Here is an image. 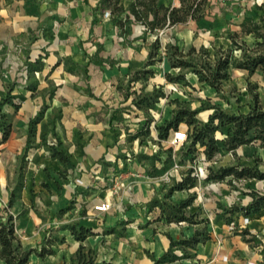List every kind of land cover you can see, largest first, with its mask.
<instances>
[{
    "label": "crops",
    "instance_id": "obj_1",
    "mask_svg": "<svg viewBox=\"0 0 264 264\" xmlns=\"http://www.w3.org/2000/svg\"><path fill=\"white\" fill-rule=\"evenodd\" d=\"M97 2L0 0V102L8 98L1 108L10 124L8 138L0 143V190L8 197L4 188L15 173L17 156L27 145L29 123L40 115L22 169L23 186L14 204L39 200L45 193L43 184H48L51 213L65 208L70 200L85 209L77 225L91 230L82 245L85 250L95 247L102 251L101 257L95 258L97 262L153 264L169 247L165 234L179 240L192 236L195 229L188 228L181 235L178 225L184 223H169V233L155 230L152 223L157 222L159 211L148 206L154 199L149 185L152 178L147 173L150 164L119 161V132L115 131L119 88L112 79L114 70L119 71V37L109 18L95 11ZM172 2L176 4L177 0ZM45 107L47 111L53 107L59 110L53 127L55 136L48 130L47 112L42 113ZM57 138L68 155L64 166L51 157L50 146ZM152 166L161 170L162 162ZM64 167L65 180L61 181L57 176ZM119 181L132 191L128 194L131 197L125 194L127 198L122 193V201L132 206L121 213ZM216 185L225 187L223 183ZM235 192L197 204L204 207L201 215L206 220L208 239L196 244L192 258L163 264H261V247L244 242L238 232L245 228L264 243V207L246 216L248 223L243 227L241 212H234L231 223H226L220 203L245 206L250 201L248 195ZM103 201L110 204V209L94 210ZM143 207L153 213V220L138 225ZM89 214L103 216V232L93 227L97 222L86 219ZM119 218L130 221L127 225L120 222L126 228L120 234ZM66 232L69 238L65 236V242H72L70 253H74L78 243ZM100 237L103 245L90 241Z\"/></svg>",
    "mask_w": 264,
    "mask_h": 264
},
{
    "label": "trees",
    "instance_id": "obj_2",
    "mask_svg": "<svg viewBox=\"0 0 264 264\" xmlns=\"http://www.w3.org/2000/svg\"><path fill=\"white\" fill-rule=\"evenodd\" d=\"M209 0H98L95 11L100 15L108 13L107 18L111 23L124 32L127 23H134L140 26L143 37L147 34H154L155 38L149 45L148 59L143 67L135 70L129 84L146 79L153 75L150 68L157 62L165 59L167 65L176 73L165 72L163 78L167 83L185 82V74L190 73L196 80L212 89L216 93L221 91L222 82L229 79L230 69L246 72L247 77L260 73L264 85V3L254 5L255 12L252 16H243L237 24L238 29L229 33L230 46L226 49L221 47L207 48L204 46H189L184 49L177 44L167 43L160 46L156 33L168 28H176L186 22L193 21L199 24L207 15ZM247 38L251 42L246 41ZM238 51V56L232 61V49ZM257 83L246 82L245 89L249 93L250 103L246 112L226 111L217 104H207L205 107L192 109L185 102L174 99L175 108L171 111L170 119L164 120L156 127L159 141L167 140L173 132L177 131L180 125L185 126V142L187 144V155L201 149V155L206 167L204 181L209 183H224L234 190H238L234 182L264 181V156L255 157L253 165L238 162L236 150L244 145L259 144L264 146V107L261 104L257 89ZM129 90V89H128ZM124 93V99L131 98L132 104L139 110L146 112L153 108L159 98L165 97L161 90L153 89L150 92L139 95L135 90ZM8 98L0 102V108ZM14 108H17L14 106ZM210 110L205 121L199 120L196 115L199 111ZM40 115L29 123L27 131V145L29 148L30 138L34 136L35 125ZM10 124L5 115L0 113V143L4 142L9 135ZM220 133L222 138H215ZM60 143H58L59 145ZM226 151L235 162L228 165L212 166L221 151ZM51 157L58 160L63 166L68 161V156L53 145L50 146ZM168 158L170 155L167 156ZM167 161V160H165ZM19 178L22 179L23 164L19 165ZM161 170L165 169L162 162ZM197 176L193 168H188L180 180L174 182L162 199H152L148 206L157 208L159 216L157 221L164 223H186L189 225L204 224L200 230H195L188 238L173 240L165 234L169 240V247L164 254L153 261V264L169 263L176 259L192 258V250L199 242L208 239L205 231L206 220L197 221V212L189 213L188 208L192 205L194 195L177 202H169L167 199L174 191H188L196 186ZM23 184L18 182L12 189H7V203L2 208L4 214H0V264H30V257L34 255L44 258L53 254L51 245L55 242L62 244L64 238L46 239L36 247L23 246L15 234V217L8 211L15 199L19 197ZM250 201L245 206L232 204L230 206L219 205L222 210V217L226 223H231L234 212H241L244 216L256 213L264 207V189L259 191L248 188L245 192ZM70 209L69 206L59 210L64 212ZM65 228L71 237L78 243L76 250L70 257L68 264H113L110 262H97L90 250H85L82 242L91 235L89 228L77 224H67ZM244 242L253 247L260 246L262 263L264 264V243L260 238L252 235L247 229L242 228L238 232ZM180 252L178 256L176 254ZM192 264V263H189Z\"/></svg>",
    "mask_w": 264,
    "mask_h": 264
},
{
    "label": "rangeland",
    "instance_id": "obj_3",
    "mask_svg": "<svg viewBox=\"0 0 264 264\" xmlns=\"http://www.w3.org/2000/svg\"><path fill=\"white\" fill-rule=\"evenodd\" d=\"M209 2L207 15L199 24L189 21L176 28H168L157 32L156 36L158 37L160 46L163 47L167 43H173L184 49L189 46L199 47L201 45L207 48L214 46L226 49L230 46L229 33L238 29L237 24L243 16H252L255 12L254 5L256 3H264V0H209ZM165 3H167L166 0ZM115 30H117L116 35L119 37V71L114 70L112 76V79L116 81V85L119 88V107L117 108L119 109V118L115 122V131L119 132V145L117 146L116 154L119 156V161L130 160L137 164H150L147 173L152 178L149 183L152 191L151 199H162L172 184L179 181L182 174L188 168L194 169V173L197 176L196 186L190 189V191H185V193L183 191H174L167 200L169 202H177L188 195H194L193 203L187 210L189 213L194 211L198 213L195 217L197 221L205 219L201 215V208L203 209L204 207H199V205L213 200L212 197H227L230 191H236L234 193L236 195H245L248 188L259 191L263 190L264 181L234 182L238 190H234L226 184L225 187L219 188L216 185L217 183L204 181L208 165H204L205 161L202 158L201 149L196 147V150L186 155L187 144L169 147L167 141L171 135L167 140L159 141L156 131L158 125L162 124L164 120L171 118V111L176 106L173 102L174 99L185 102L192 109L205 107L207 104H217L226 111L246 112L250 103L249 93L245 89L247 81L258 84V97L264 107V85L260 73L247 77L246 72L232 68L229 72V79L222 82L221 91L216 93L199 83L196 77L190 73L185 74V82L167 83L163 78V74L165 72L176 73L177 71L169 68L165 59H163L150 67L154 72L152 76L129 84L128 80L132 78L134 71L142 68L147 61L149 45L153 42L155 35L147 34L143 37L140 26L132 22L125 25L124 32H120L118 28ZM246 41L250 43L251 39L247 38ZM237 56L238 51L233 48L231 60L233 61ZM128 89L130 92L135 90L139 95L150 92L153 89L161 90L165 97L159 98L153 108L143 112L132 104L130 97L124 99V93ZM108 98H110V95ZM42 109V113L47 112L48 130L53 133L54 122L59 116V110L57 107L50 108L49 111L46 110V107ZM210 112V110L199 111L196 117L201 121H205ZM0 113L4 114L2 108H0ZM178 130L185 131V126L183 124L180 125ZM53 135L55 136L54 133ZM51 137L53 138L52 135ZM215 138L220 139L222 135L216 133ZM53 143L55 148L67 154L58 138L54 139ZM58 143L60 144L58 145ZM25 148L22 149L16 158L15 173L7 181L4 188L6 190L8 188L9 190L12 189L20 181L23 184V172L22 179H20L18 168L20 164H23L24 167L27 161L28 149L24 153ZM168 155H170L169 158L167 157ZM263 156L264 146L257 143L244 145L236 150L238 162L243 164L253 165L255 157L262 158ZM163 161L165 163L163 171L157 170L152 166L155 163L159 165ZM234 162L235 158L233 159L228 152L222 150L215 162L212 163V166L228 165ZM260 168L264 169V166L261 165ZM65 170L66 168L64 167V169L58 172L57 179L59 178L61 181L65 180L63 175ZM43 185V193H45L41 197L37 194L40 197L39 200L33 198L26 205L16 203L8 208V211L15 217V234L20 243L26 247L38 246L42 242V237L46 239L63 237L64 242L62 244L54 242L51 245L54 251L53 254L47 255L44 258L31 255L29 260L30 264H68L73 253H70L72 242H65V236L68 237L65 226L67 224H78V221L83 216L81 212L85 211V209L81 207L79 202L70 200L66 203V206L70 208L66 210V213L65 211L51 213L52 211L49 209L51 204L47 194L49 193V185ZM122 193H124L125 197V194L126 196L128 194L131 195L132 191L128 190L119 181V196L121 197L119 199V213L125 212L132 206L131 203L122 201ZM6 203V194L0 190V214H4L2 208H4ZM197 204L199 205L196 206ZM220 204L224 205V203ZM225 206L227 205L225 204ZM141 212L143 213V218L137 220L138 225H143L145 221L152 223L153 213H149L144 207ZM87 218L90 222H97V225H93V227L100 228L99 233L103 232V216L93 217L89 214ZM120 222L127 225L130 221L119 218V229H117L119 234L126 229H123V224L121 225ZM152 224L158 232L165 234L171 231V226L168 223L162 222L160 224L157 221ZM203 225L202 223L196 225L184 223L178 225V230L183 235L182 232H187L188 228L200 230ZM103 240L101 237L96 239L90 238V241H93L94 245L98 242L103 245ZM88 250L92 252L95 258L99 259L101 257V250L99 251L95 247Z\"/></svg>",
    "mask_w": 264,
    "mask_h": 264
},
{
    "label": "built area",
    "instance_id": "obj_4",
    "mask_svg": "<svg viewBox=\"0 0 264 264\" xmlns=\"http://www.w3.org/2000/svg\"><path fill=\"white\" fill-rule=\"evenodd\" d=\"M104 17L108 16V13L103 14ZM169 147L181 146L185 142V131L177 130L173 132L170 139H168ZM203 158V156H202ZM204 165H209V162H204ZM205 176V175H204ZM110 209V204L108 202H101L94 206V210L99 212H105ZM248 223V218L246 216L242 217V222L240 227L245 226ZM199 264H212V261L200 262Z\"/></svg>",
    "mask_w": 264,
    "mask_h": 264
},
{
    "label": "bare ground",
    "instance_id": "obj_5",
    "mask_svg": "<svg viewBox=\"0 0 264 264\" xmlns=\"http://www.w3.org/2000/svg\"><path fill=\"white\" fill-rule=\"evenodd\" d=\"M177 195V194H176Z\"/></svg>",
    "mask_w": 264,
    "mask_h": 264
}]
</instances>
